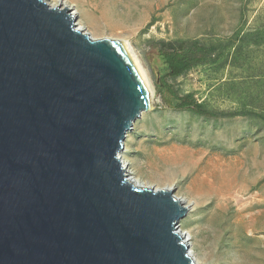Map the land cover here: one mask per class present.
Segmentation results:
<instances>
[{"label": "water", "instance_id": "1", "mask_svg": "<svg viewBox=\"0 0 264 264\" xmlns=\"http://www.w3.org/2000/svg\"><path fill=\"white\" fill-rule=\"evenodd\" d=\"M66 8L0 0V264H194L174 189L126 180L145 111L123 44Z\"/></svg>", "mask_w": 264, "mask_h": 264}, {"label": "rangeland", "instance_id": "2", "mask_svg": "<svg viewBox=\"0 0 264 264\" xmlns=\"http://www.w3.org/2000/svg\"><path fill=\"white\" fill-rule=\"evenodd\" d=\"M65 1L93 36L127 41L153 87L156 41L227 42L218 60L168 82L224 115L169 108L155 91L122 151L145 183L172 180L175 196L195 201L178 227L194 235L199 264H264V0ZM202 176L212 191H200Z\"/></svg>", "mask_w": 264, "mask_h": 264}, {"label": "trees", "instance_id": "3", "mask_svg": "<svg viewBox=\"0 0 264 264\" xmlns=\"http://www.w3.org/2000/svg\"><path fill=\"white\" fill-rule=\"evenodd\" d=\"M155 43L160 64L156 68L154 87L162 101L172 109H190L209 117L224 115L207 109L201 102L196 101L191 93H179L168 82L196 65L218 60L227 42L221 40L214 44H204L197 39H177L158 40Z\"/></svg>", "mask_w": 264, "mask_h": 264}, {"label": "bare ground", "instance_id": "4", "mask_svg": "<svg viewBox=\"0 0 264 264\" xmlns=\"http://www.w3.org/2000/svg\"><path fill=\"white\" fill-rule=\"evenodd\" d=\"M43 1L50 7L66 8L67 11H68V15L74 19L73 27L76 30L81 31L82 33L88 35L92 39H96L97 38V37L93 36L89 31L86 30L85 24H84V21H83V17L81 16V17L77 18V15L79 13L78 10L77 9H73V7H71L65 0H43ZM110 39H111V37H110ZM119 41L123 44V46L125 48V51H126L128 57H129L130 61H131V64H132L134 72L136 74L138 83L140 85L141 93H142L143 100H144V103H145V111H148L151 108H153L154 104L157 102L153 84H152V82H151V80H150V78H149V76L147 74V71L141 65V62H140L136 52L134 51V49L129 45V43L127 41H125V40H119ZM123 153H124L123 151H119L117 153V157H119V159H120V164L125 170L126 180L129 183H132L133 185L138 186V187H148V188L151 187V188H154V189H163L164 188V189H167V190L172 189V187H173L172 186V180L170 181V183L165 184L163 187H161L160 185H156L155 187H152L151 184L145 183L137 175H135V172L129 166L127 160L124 158V154ZM206 181L207 180H206L205 177L202 176L200 178V182L198 183V187H199L200 191L207 190V189H208V191H212L210 189L209 185H207ZM223 194H224V192L221 193L222 196H223ZM175 198L178 200V202L182 206H185L187 208V211L192 210V207H194L193 205H194L195 201L187 200L185 197L178 196V195L175 196ZM215 200H217L216 197H214L211 201H208L206 206L205 205L204 206L205 207L208 206L207 208H209V206L213 202H215ZM224 200L227 201V198H225ZM175 230L181 235V239H182L183 243L187 246V252H188V255L190 256L192 262L194 264H199V261L196 259V257L193 254L194 251L192 252V249H191V245L193 244V236L194 235H192L191 232H189L188 230H181V227L180 228L176 227Z\"/></svg>", "mask_w": 264, "mask_h": 264}]
</instances>
